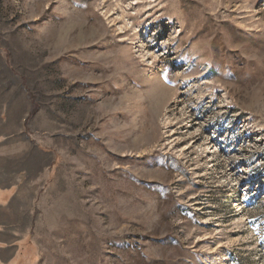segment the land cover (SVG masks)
I'll return each instance as SVG.
<instances>
[{"label":"rangeland","instance_id":"1","mask_svg":"<svg viewBox=\"0 0 264 264\" xmlns=\"http://www.w3.org/2000/svg\"><path fill=\"white\" fill-rule=\"evenodd\" d=\"M0 264H264V0H0Z\"/></svg>","mask_w":264,"mask_h":264}]
</instances>
